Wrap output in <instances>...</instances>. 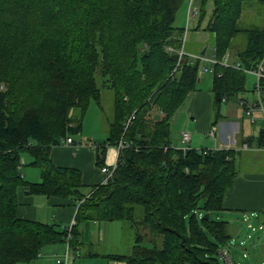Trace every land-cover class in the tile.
Returning a JSON list of instances; mask_svg holds the SVG:
<instances>
[{
    "label": "trees",
    "instance_id": "16d2710c",
    "mask_svg": "<svg viewBox=\"0 0 264 264\" xmlns=\"http://www.w3.org/2000/svg\"><path fill=\"white\" fill-rule=\"evenodd\" d=\"M183 1L0 0V264H29L45 245L66 240V229L19 218L23 186L30 195L82 200L78 224L129 222L133 249L113 255L127 264H222L219 250L230 246L234 232L216 216L239 174L237 151L171 145L172 118L196 90L201 61L186 57L177 68L183 28L175 19ZM249 1L198 0L200 20L212 5L205 30L214 35L219 62L242 31ZM246 31V48L234 54L243 69L213 65L214 106L245 91L244 69L264 60V27ZM104 80L113 91L106 142L115 146L123 138L127 146L114 177L86 196L81 171L55 165L50 154L63 138L80 134L81 118L71 110L83 115L92 99L101 103ZM260 85L264 102V77ZM24 154L40 167L41 181L25 179ZM104 156L99 149L100 167Z\"/></svg>",
    "mask_w": 264,
    "mask_h": 264
},
{
    "label": "crops",
    "instance_id": "0c3cea01",
    "mask_svg": "<svg viewBox=\"0 0 264 264\" xmlns=\"http://www.w3.org/2000/svg\"><path fill=\"white\" fill-rule=\"evenodd\" d=\"M245 6H247L246 12H259L260 10L257 2H247ZM196 9L198 10V4ZM262 14L261 21L264 18V9ZM190 17L187 15V33L190 29ZM197 19L199 22V17ZM197 19L195 17V21ZM240 21L241 17L239 19ZM262 23L264 24V21ZM198 25H200V22ZM202 44L204 45L202 38L197 37L193 39L192 45L199 46V48L187 50L185 47V50L191 55H199L201 54V49H203ZM237 50L239 48L232 47L230 52L232 62L238 60L234 56ZM207 52L208 48L206 54ZM207 100L210 101V96L207 97ZM251 100L253 99L241 97L239 99V105L242 107L240 114H234L233 117L222 116L223 118L217 120L216 124H213V122L210 123L209 118H207L206 126L204 127L203 124L199 123L196 130L204 133V140L210 141L213 144V148H219L224 145L237 151L239 174L235 183L225 195L224 210L221 213L226 217L236 218L237 220L244 217L245 214L253 213L254 217L258 218L257 221L264 222V150L259 149V137L261 130L264 128V120L259 110L253 111L254 121L246 114L247 108L251 106ZM204 104L205 97L200 93H196L192 105L188 110L189 113H197L203 108ZM255 111L258 112L257 115H254ZM258 122H261L262 125L257 130L255 129V132H252L250 126L253 127ZM212 128H216V139L209 134ZM252 133H255L256 136H253ZM73 136L75 137L76 135ZM108 138L96 144H91L90 142L81 143L74 140L75 142L73 144L55 145L51 150V159L55 165L73 167L81 171L83 181L82 192L86 196L92 193L95 186L104 182V173L97 164L98 150L101 148L105 150L104 164L106 165L112 164L117 159L116 147L106 142ZM178 141L181 142V145H178L183 147L184 143L181 137H179ZM243 144H247L248 148H245ZM171 145L174 146L173 144ZM21 164H25L23 159H21ZM23 175L29 182H36L40 177L38 171L29 168L24 170ZM92 187L93 189H91ZM88 188L89 191L86 193L85 190ZM27 190V187L23 186L18 192L19 206L17 213L19 218L55 224L60 230L65 229L66 226L76 220L75 216L79 206L77 199L59 196L48 197L40 194L30 195ZM113 222L115 221L101 222L90 219L75 224L77 235L76 238H73L70 248V254L73 257L72 264H127L125 261L113 256L124 255L122 250H113V244L115 247H118V241L122 236L116 231V227L114 226H117L119 230L123 229L122 225H113ZM238 227L236 230H238ZM113 229L118 235L117 238L113 236ZM232 231L235 233L234 226ZM128 247L130 246L128 245ZM67 249L68 242L66 240L47 244L42 248L40 255L29 264H57V258L65 255ZM130 252L125 253L129 254Z\"/></svg>",
    "mask_w": 264,
    "mask_h": 264
},
{
    "label": "rangeland",
    "instance_id": "374dc122",
    "mask_svg": "<svg viewBox=\"0 0 264 264\" xmlns=\"http://www.w3.org/2000/svg\"><path fill=\"white\" fill-rule=\"evenodd\" d=\"M263 1V2H262ZM249 2H257L258 7H260L258 11H249L246 12L247 6L244 5L243 12L241 14V21L239 22V27L242 29L240 33L235 36L232 40V47L239 48V50H243L246 48L248 43L249 34L246 29H255L257 27H263L264 21L262 19V11L264 9V0H250ZM190 0H185L179 7L176 13L175 19V26L178 28H183V36L185 34V29L187 26V15H188V8H189ZM198 4V0L195 1L193 8L196 7ZM246 4V3H245ZM207 14L206 16L200 20V13L192 14L190 17V29L186 35V41L184 45V49L186 47L187 50L190 49H197L199 46H193L192 42L193 39L197 37H201L204 41V45L202 46L208 48L207 54L210 55L212 52V48L214 45V35L212 32L205 30L207 26L210 15L212 13V5L211 3L206 7ZM262 15V16H261ZM200 25L197 27L199 24ZM208 18V19H207ZM196 23L195 25H193ZM198 23V24H197ZM201 47V48H202ZM187 50L186 53L190 54ZM202 50V49H201ZM200 52V50H199ZM197 55V54H195ZM207 67V69H206ZM246 89L244 92L239 93L238 95L232 97L229 102H223L219 106H214V99H213V92H212V79H213V72L211 71L209 65L205 63V61L201 60L198 67V75L199 81L197 84L196 90L192 91L191 94L188 96L186 101L183 105L178 109L175 115L172 118L171 122V141L174 146L177 148L180 147V141H178L179 137H181V133L184 131H189L191 134V147L193 148H202L208 147L213 148V144L208 141L204 140L205 135L203 132H199L196 130V127L199 123L206 126V120L209 118V122L215 121L217 118L221 120L222 116H229L233 117L234 114H240L242 107L239 105V99L241 97H246L251 100V104H253L257 100V94L255 91V85L257 83V77L250 73H246ZM101 103H97L94 99L91 100L90 105L86 112L82 115L81 110L79 108H72L71 115L74 114L75 117L81 118L82 123V132L75 137L73 136L75 141L86 143L90 142L91 144H96L98 142H103L106 138H108V129L110 120L113 119V91L110 88L108 82L104 80V84L101 85ZM196 93H200L205 97V104L203 108L198 111L197 113H189V108L192 105L193 98ZM210 96V101L207 100V97ZM239 105V106H238ZM241 107V108H239ZM257 111L254 112V115H257ZM250 125V124H248ZM247 125V126H248ZM262 123L258 122L257 125L251 127L252 132H255ZM205 132V131H204ZM253 136H256L255 133H252ZM204 137V138H203ZM180 144V145H178ZM25 164L22 165L21 169L22 172L29 169H35L40 174V167L32 164L33 158L28 155L24 154L21 157ZM38 181H41V175L38 178ZM93 189V187L91 188ZM86 193L89 191V188L85 190ZM142 209V208H141ZM219 219L229 220L233 226L234 231L236 230L237 226L238 230L235 231L233 234V244L230 245L229 251L231 252L233 259L236 262L244 264H264V233L262 230L259 229L260 223L255 219L250 221H245L244 218L236 219V218H229L219 213L216 216ZM113 225H122L123 229L119 230L116 227V231L122 235L120 240L118 241V247H115L113 244V250H122L124 254H127L129 251L133 249L134 240H136V232L130 226V223L123 220H114ZM251 225V226H250ZM119 227V226H118ZM255 228V230H254ZM140 233L143 235V242L144 244L148 245L150 241V236L147 234H143L142 232L144 229H139ZM113 236L118 237L115 230L113 229ZM134 242V243H133ZM247 244V249L242 247L240 243ZM117 245V244H116ZM128 245L130 247H128ZM114 252V251H113ZM127 252V253H125ZM117 253V252H116ZM247 253L248 256L245 257L244 254ZM222 264L223 261L220 258ZM73 263V258H71L70 264Z\"/></svg>",
    "mask_w": 264,
    "mask_h": 264
},
{
    "label": "built area",
    "instance_id": "2783aa9c",
    "mask_svg": "<svg viewBox=\"0 0 264 264\" xmlns=\"http://www.w3.org/2000/svg\"><path fill=\"white\" fill-rule=\"evenodd\" d=\"M196 0H190L189 3V8H188V17H190L192 14H195L198 12V10L196 9V7L193 8V5L195 4ZM187 26L185 29V34L183 36V41H182V46L181 48L178 49V61H177V68L183 63V60L188 57L191 60L194 59H200L205 61V63H207L212 71L213 69V65H215L216 63H221L224 66L227 67H234L236 69H243L241 64L239 62H232L231 61V53L230 52H226L225 55L223 56L222 60L219 62L216 57L214 56L213 52L215 50V47L212 49V52L210 55L205 54V55H191V54H187L185 52L184 49V45H185V41H186V35H187ZM207 69V67H206ZM244 71L250 72L252 74H254L257 77V83L255 85V91L257 94V100L251 104V106L249 108H247L246 110V114L250 117V119L252 121H254V116H253V111L254 110H259L262 114V119L264 120V102L262 99V89H261V85H260V79L264 77V60L261 61V63L258 65L257 69L254 70H249V69H244ZM244 104V103H243ZM135 118L134 113L127 119L126 123H125V127L124 129L126 130L128 128V126L132 123L133 119ZM215 131L216 128H212L211 131L209 132V134L216 139L215 137ZM181 138H182V142L184 143V146L181 147L180 149H182L183 151H186L188 149H190V141H191V134L189 131H184L181 133ZM74 138L73 136H68L67 138H63L61 140V144H73ZM244 145V144H243ZM126 143L124 142L123 138L118 142V144L115 145L116 150H117V159L116 161H114L112 164L110 165H102L100 168L102 170V172L104 173V182L103 183H107L109 180H111L114 177L115 174V170L117 168L118 165V158L119 155L122 151V149H124L126 147ZM232 147V146H231ZM245 148H248V145L245 144L244 145ZM216 149H229V146H220L219 148ZM259 149H263L264 150V145L263 146H259ZM83 201H79V204H81ZM252 216H254V214H248L245 216L244 220L245 221H250L251 222V218ZM76 224V221L74 220L73 222H71L68 226L65 227L66 229V239L68 241V249L66 250L65 255H63L62 257L57 258V264H70L71 262V258L72 255L70 254V248H71V241L73 239V229L74 226ZM251 226V225H250ZM259 229L263 231L264 233V224L260 223ZM255 230V228H254ZM233 244V240L230 242V245ZM240 245L242 247H245L247 249V244H243V242L240 243ZM230 247L225 246L223 248H221L219 250L220 256L222 258V260L224 261L225 264H241L239 262H236L233 259V256L231 254V252L229 251ZM245 257L248 256L247 253L244 254ZM244 264H247L246 262H244Z\"/></svg>",
    "mask_w": 264,
    "mask_h": 264
},
{
    "label": "water",
    "instance_id": "95a60500",
    "mask_svg": "<svg viewBox=\"0 0 264 264\" xmlns=\"http://www.w3.org/2000/svg\"><path fill=\"white\" fill-rule=\"evenodd\" d=\"M206 50H207V47H204V49H202V51H201V55H205L206 54Z\"/></svg>",
    "mask_w": 264,
    "mask_h": 264
},
{
    "label": "bare ground",
    "instance_id": "6f19581e",
    "mask_svg": "<svg viewBox=\"0 0 264 264\" xmlns=\"http://www.w3.org/2000/svg\"><path fill=\"white\" fill-rule=\"evenodd\" d=\"M67 240V239H66ZM68 242V241H67Z\"/></svg>",
    "mask_w": 264,
    "mask_h": 264
}]
</instances>
